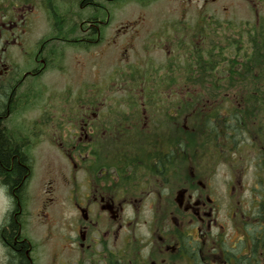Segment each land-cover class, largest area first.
<instances>
[{
	"label": "flooded vegetation",
	"instance_id": "flooded-vegetation-1",
	"mask_svg": "<svg viewBox=\"0 0 264 264\" xmlns=\"http://www.w3.org/2000/svg\"><path fill=\"white\" fill-rule=\"evenodd\" d=\"M153 1L159 0H0V264H264V180L257 169L251 185H234V173L229 172L231 182L215 188L211 170L202 180L186 169L198 158L190 152L168 151L167 156H173L168 161L163 146L162 159L137 147L116 151L113 158L104 151L93 154L91 149L99 148H90L95 143L116 144L133 125L145 129L150 119L145 103L138 105L140 120L124 121L125 129L117 131L114 120L132 118L131 112L123 117L102 106L99 90L84 105L81 90L74 97L67 88L52 93L43 80L64 69V48L86 50L103 43L117 14L132 7L140 10L136 16L142 22ZM176 1L184 16L206 15L205 8H187L196 0ZM239 1L245 2V10L249 4V11L257 12L263 0ZM39 15L47 31L32 43ZM136 23L124 21L114 32H137ZM260 24L253 25L257 29ZM158 112L163 120V110ZM168 112L174 116L175 110ZM46 139H53L68 161L80 159V168L71 165L84 177L78 184L71 178L58 191L49 180L42 190V209L31 214L36 150ZM70 150H76V156ZM137 151L139 158L132 155ZM103 154L108 164L94 171L87 168L97 159L103 162ZM116 156L120 161L138 159L143 169L115 168L109 163ZM173 180L175 186L165 197L160 191ZM233 198H238V206ZM145 206L150 207L148 220L140 216Z\"/></svg>",
	"mask_w": 264,
	"mask_h": 264
},
{
	"label": "rangeland",
	"instance_id": "rangeland-1",
	"mask_svg": "<svg viewBox=\"0 0 264 264\" xmlns=\"http://www.w3.org/2000/svg\"><path fill=\"white\" fill-rule=\"evenodd\" d=\"M196 1L197 2L190 4L189 7H186L189 9L205 8L206 15H203V17L209 19L208 16H210L218 20L217 22L219 23L213 24L210 28L205 26V30L209 35L210 41L215 42L216 46L220 48L216 50V52L219 53V51H222L220 54L225 57L235 55L234 47L239 44V42L235 43V40L242 38L243 40L240 42V45L245 46V40L247 36H249L246 34V31L249 27L251 28L257 21H264V0L262 1V5L258 7L257 12H255L254 9L249 11V4L248 8L245 10L244 8H246L247 5L244 4V1L242 3L239 0H216L215 2L207 0V3H205V0ZM179 8V2L176 0L150 2L147 11L144 13L146 16H144L142 22H140V18L136 16L140 14V10L126 7L123 12L124 14H117L116 17H118V20L113 21L108 30H106L104 34L105 41H103V43L86 50H77L69 47L64 48V69L59 71L54 70L48 73L43 79L44 82L50 90H52V93L54 91L58 93L67 88L70 89V95L74 97L78 90H81L83 96L81 97L80 103L84 105H88L96 94V91L99 90L97 96L101 92L98 100L102 103V106H110L111 111L126 112V114H130L131 112L126 110V101H133L135 99L138 101V105L139 102L145 103V114H147L149 118H158L160 120L161 113L158 112V110H164L165 106L171 104L173 100L181 99L189 92V90H185L184 87L183 89L180 88V85H182L180 84V78L177 86L171 85L173 83L172 81L177 80L172 74L177 68V65H174L177 60H173V58L182 55V49L179 44L176 43V40H187L188 35H190L195 44L199 42L200 44L198 45H202L200 36L205 34V30L197 25L198 20L202 16H184ZM134 20H137V26L135 27L137 32L131 34H115V25L119 26L124 21ZM34 21L38 28L37 31L31 35L32 43L41 34L47 31L46 21L43 15L37 16ZM176 27H179V30H177ZM159 38H161L162 41L154 44L156 39ZM126 40H130L132 43L125 46L124 42ZM106 41L111 42L109 43ZM182 60L183 58L180 59V67L182 66ZM147 73L150 74L147 76L143 75ZM132 79L134 81L133 83L136 84H133V88H130L128 87V85H130L128 82ZM158 85H161V87L158 88ZM142 89L145 92L147 89L149 90V92L146 93V98H142ZM153 93L156 96H152ZM130 95H134L135 97ZM72 96H70V101H72ZM156 101L158 103H155ZM166 101H168L167 104L165 103ZM58 103V100L55 98V104ZM131 110L133 111L135 109L131 108ZM138 110L140 111L141 108L138 107ZM117 116H119V114H117ZM122 116L124 117L125 115ZM128 119L131 120L132 118ZM183 120H186V118ZM144 121H146V119H144ZM150 121L154 120H149L148 124ZM179 121L182 123V118L179 119ZM67 126L68 124L66 128ZM72 130L74 131V128H70V131ZM144 131H147L146 136L152 134V131H149V129L140 130L139 133H143ZM129 133L126 135L129 136ZM63 137L67 139V136L63 135ZM125 138L126 137L122 138L124 142ZM253 140L254 142L257 141L255 138ZM245 146V152H237L235 155L231 156L227 155V153L213 156L208 154L209 156L202 158V155H200L195 162V166L192 163H188L186 169L194 170L195 174L201 176L202 180L206 177L205 175L208 170H211L209 173L213 174L211 180L215 188H223L224 185L231 182L230 177L232 176L229 172L234 173L235 181L233 184L236 186L238 184L243 185V183L251 185L254 170L256 169L260 172L264 180V143H258V145L254 144V146H252L248 142ZM68 147L69 149H74V144H69ZM152 148L154 150L156 149L152 145H148L146 150ZM251 148L253 152L260 149V155L252 153ZM72 151L73 157L76 156L77 151L70 150V152ZM106 151L110 154V158H113L114 153H117L116 149H113V151H108L107 149ZM84 152H89V150H84ZM132 155L139 158L138 151L132 152ZM115 158L116 160L113 159L109 163L111 166L118 164L121 160L117 156ZM102 159L104 164H108L107 161L109 160L106 155L103 154ZM36 160L37 163L34 170V180H36V183H33L29 190L31 196L29 211L31 214L32 212L37 214L39 209H42L40 208V202L44 197L42 190L43 187L49 184V180H51L54 189L58 191L61 190V187L67 184L71 178L75 180V184H78L81 183L84 177L81 171L76 170L80 168V159L77 160L72 158L71 162L68 161L67 158L63 156L60 146L55 143L53 139L51 142L46 139L38 144ZM84 160L85 162L89 161L88 159ZM198 161L199 163H197ZM142 162L144 163V161ZM71 163L76 165V169H73ZM204 164H206L207 169ZM138 166L139 169H143L142 165ZM227 173L229 174L228 179ZM140 178L141 177H139V179ZM143 179L142 177L139 182H143ZM174 181L175 180L171 181L165 189L160 191L165 197H168L170 195L169 192L173 190L175 186ZM133 183L134 182L130 181L132 186ZM142 188L143 186L140 187V189ZM238 198H233V203L236 204L235 201H237ZM149 209L150 207L148 206L141 208V218L149 219ZM32 219L34 221L35 217L33 216ZM32 219L30 218L31 222ZM35 232L40 234L42 229L36 225Z\"/></svg>",
	"mask_w": 264,
	"mask_h": 264
},
{
	"label": "trees",
	"instance_id": "trees-1",
	"mask_svg": "<svg viewBox=\"0 0 264 264\" xmlns=\"http://www.w3.org/2000/svg\"><path fill=\"white\" fill-rule=\"evenodd\" d=\"M217 21L202 16L197 25L205 30L206 27L210 28L213 24L219 23ZM260 23L257 29L253 25L246 31L249 36L245 40V46L240 45L242 38L235 40V43L239 42V44L234 47V56L225 57L220 54L222 51L216 52L220 48L215 42L210 41L206 30L205 34L200 36L202 45H198L199 42L195 44L190 35L187 40H176L182 49V55L173 58L177 60L174 64L177 68L172 74L177 80L172 81L171 85L177 86L180 78V84H182L180 88L184 87L189 92L181 99L173 100L171 104L165 106L164 110L162 109L163 120L149 119L154 121H150L143 130L149 129L152 134L146 136L147 131L139 133L141 130L139 124L133 125L129 136L119 135L126 137L125 142L118 138L116 144L95 143L90 148L94 146H99V148L91 149L92 153L105 152L106 147L109 146L112 151L116 149L117 152H129L137 147L138 151L151 154V158L162 159L159 155V147L163 146L164 153L163 151L162 153L168 161L173 158V156H167L168 151L176 154L190 152L197 157L202 155V158H206L208 154L213 156L227 153L231 156L237 152H245L244 148L248 142L252 146L264 143V21ZM176 29L179 30V27ZM181 58L183 60L180 67ZM148 74L150 73L143 75ZM133 82V79L130 80L128 87L133 88V84H136ZM143 89L141 90L142 98H146L149 90L145 92ZM152 96L156 95L153 93ZM126 102L130 106V110L127 109V111H131L134 115L132 121L140 120L138 101L134 99ZM171 106L178 107V109L169 108ZM131 108L135 110L132 111ZM168 110L171 111L170 114L175 110L174 116L169 115ZM120 114L125 115L126 112H120ZM124 118L114 120L113 125L117 131L125 129V124L122 122L130 121ZM181 118L182 123L180 121V125H177ZM185 118L186 120H183ZM173 137L177 139L172 140ZM159 138H165V141L161 142ZM148 145L156 149L146 150ZM252 153L260 155V149ZM139 164L140 160L133 158L120 161L115 168L134 170L139 168ZM101 167H103V162L97 159L87 168L98 170Z\"/></svg>",
	"mask_w": 264,
	"mask_h": 264
}]
</instances>
